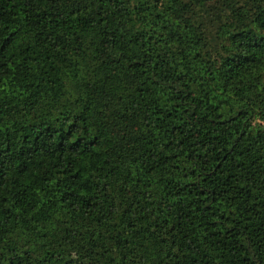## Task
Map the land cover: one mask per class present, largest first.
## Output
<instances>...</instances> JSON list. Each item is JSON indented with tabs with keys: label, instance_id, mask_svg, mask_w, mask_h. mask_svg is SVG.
<instances>
[{
	"label": "trees",
	"instance_id": "16d2710c",
	"mask_svg": "<svg viewBox=\"0 0 264 264\" xmlns=\"http://www.w3.org/2000/svg\"><path fill=\"white\" fill-rule=\"evenodd\" d=\"M0 264H264V0H0Z\"/></svg>",
	"mask_w": 264,
	"mask_h": 264
}]
</instances>
